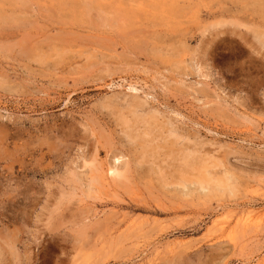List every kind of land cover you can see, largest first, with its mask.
<instances>
[{
  "label": "rangeland",
  "instance_id": "374dc122",
  "mask_svg": "<svg viewBox=\"0 0 264 264\" xmlns=\"http://www.w3.org/2000/svg\"><path fill=\"white\" fill-rule=\"evenodd\" d=\"M0 264H264V0H0Z\"/></svg>",
  "mask_w": 264,
  "mask_h": 264
},
{
  "label": "bare ground",
  "instance_id": "6f19581e",
  "mask_svg": "<svg viewBox=\"0 0 264 264\" xmlns=\"http://www.w3.org/2000/svg\"><path fill=\"white\" fill-rule=\"evenodd\" d=\"M253 5V4H252ZM261 7H262V5H261ZM135 84V83H134ZM134 86V85H133ZM133 88V87H132ZM138 90V89H137ZM134 114H135V112H134ZM133 114V115H134ZM170 122V121H169ZM127 125V124H126ZM136 131V130H135ZM115 160V159H114ZM116 161H118V160H116ZM110 168V167H109ZM117 168V167H116ZM207 168V167H206ZM117 170H119V169H117ZM109 172H110V175H120L119 173H117L113 168H110L109 169ZM123 173L121 172V175H122ZM207 174V173H206ZM122 177V176H121ZM208 178H210L209 176H207ZM198 180V179H197ZM208 180V179H207ZM218 180V179H217ZM204 182H206V181H204ZM182 183H183V181H182ZM197 183H199V182H197ZM210 184V183H209ZM183 185V184H182ZM184 186V185H183ZM249 216V215H248ZM251 216V215H250ZM244 218V217H243ZM246 218V217H245ZM248 218V217H247Z\"/></svg>",
  "mask_w": 264,
  "mask_h": 264
}]
</instances>
